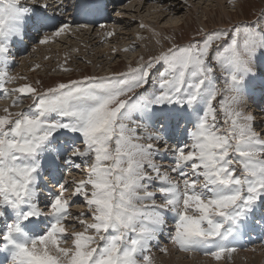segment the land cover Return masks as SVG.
I'll return each instance as SVG.
<instances>
[{"label":"snow or ice","instance_id":"6c2138e0","mask_svg":"<svg viewBox=\"0 0 264 264\" xmlns=\"http://www.w3.org/2000/svg\"><path fill=\"white\" fill-rule=\"evenodd\" d=\"M48 7L0 0V99H11L0 115V252L8 264H154L153 242L159 247L167 213L168 241L180 251L217 260L235 252L231 240L257 203L264 204V134L241 110L247 80L264 56V12L251 22L200 29L198 38L162 46L126 72L43 89L16 85L27 77L8 71V53L26 23L54 29L39 39L42 45L72 28L71 21L46 15ZM65 7L60 0L57 12ZM91 7L86 0L77 5L85 13ZM217 68L226 73L223 87ZM24 100L26 109L11 110ZM181 120L192 124L187 139L170 145L172 122ZM165 155L168 166L157 163ZM58 162L84 170L71 191L58 178ZM44 174L55 191L41 186ZM74 197L86 212H70Z\"/></svg>","mask_w":264,"mask_h":264},{"label":"rangeland","instance_id":"374dc122","mask_svg":"<svg viewBox=\"0 0 264 264\" xmlns=\"http://www.w3.org/2000/svg\"><path fill=\"white\" fill-rule=\"evenodd\" d=\"M108 1H116L117 2L119 0H108ZM219 1L221 2V6H217ZM83 2H85V1L84 0H64L65 5H67V6L65 7V13H63V15L69 16V12L71 9L72 14L74 16H77V14H78V12H80V10H77L78 8H76V7L78 4H81ZM100 2H102V0H89L87 3L92 6L91 9L93 11H96L99 8H101L103 10L101 12L102 15L99 14V16H101V19H103V18H105L104 14L106 13L108 15V16H106V20L104 19V21H102V23L101 22L97 23V20H95V22H88L87 21L88 23L75 22L74 26H76V27L72 26L74 29L71 28L69 33H73V30H76L77 32L79 30H82V29H86L87 31L89 30L92 34L91 35L89 34L88 38H89V40H91V42H93V40H95V38H97V36H98L96 32L104 31L106 28L110 27L108 30L106 29V31L102 32V33L104 34V37L106 38V37H109L107 35V33L113 31L114 34L112 35V37H113L112 42H108L107 44L105 43L102 45H97V44L103 43V41H100V39L98 38L97 40H95L96 42H99L97 44L90 46V44L86 43L88 45V47L85 50H78L77 58L75 59L76 63L79 65H82V66L78 67L77 65H75V68L72 69L71 65L73 64L74 60L72 59L70 61L68 60L69 62H64L65 58H66V55L64 53L63 54L57 53L55 55L49 54V53H47V55H46V53L45 54L40 53L39 57H38L39 52H37V50H32V48H34V46H36V44L39 45V39L41 37L39 35L42 34L43 29H41L40 30L41 32H39L41 34L37 33V34H35L36 36L35 35L33 36V33H32L30 37L35 38L34 39V45L29 44L26 46V44H25V48H24V46H22V48L18 52H16V54L14 56H9V61H12V62H10L12 64L8 67V71L14 76L27 77L26 81L25 80H18L16 82V85H19L22 83H32L34 86H37V87H40L41 89H43L44 87H47V86H54L58 82H67L69 79H80L84 75L107 76V75H112L114 73L126 72L130 66L135 67L137 64L141 63V60H140L141 56H143L145 59H147L150 54L158 53L162 46L168 47L173 42L177 43V44H184V43H187L192 37L198 38V32L200 29H203V30L205 29L204 31L207 32V31H210L213 29H221V28L230 27L231 25L236 24V23L241 22V21L251 22V21L256 20L261 15V13L264 12V0H231V2L228 0H226V1L225 0H186V2H185V0H174V1L152 0L150 2H149V0H147V2H145V0H121L119 3L117 2L116 5L114 3L107 2L108 4L104 3L101 6H100ZM159 2H161L162 4L160 5ZM39 4H41V3L39 2ZM46 4H47V1H46ZM71 4H73V5L71 6ZM164 4L165 5L168 4V5L165 6ZM98 5H99V7H98ZM163 5L165 6V9L170 10V11H165L164 14L159 13V11H163V10H161L164 7ZM192 6H195V7L192 8ZM221 7L225 8V12L227 11V14H229L231 16L230 19L227 18L226 16H224V14H223L224 12H223V9H221ZM204 9H205V12H204ZM195 10H196V12H195ZM162 14H163V16H161ZM167 14H168V16H166ZM63 15L60 14L59 17L61 19H62V17L64 19H66L67 17L63 16ZM80 15H82V14H80ZM83 16L87 19L89 16V12H88L87 16H85V15H83ZM160 16L165 18V19L164 20H161L162 18L159 19L158 17H160ZM92 18H95V17L92 16ZM172 19H173V21L179 22V25L174 26V27L171 26L170 29H168V30L163 29L165 32H162V28L164 27V25L167 22L169 23L170 21H172ZM129 20H130V24H131L130 28H126V26H123V24H125ZM146 21L149 24L145 23ZM202 23H205L207 28L202 27L201 26ZM141 24H144V25L147 24L150 26L153 25L156 28L157 27L159 28V29L157 28L158 32H159V36L156 38V40L157 39L160 40V44H157L158 48L154 47L153 50L148 51L146 45L152 39H150L149 36L146 34L145 27L142 28L140 26ZM81 25H86V26L81 27ZM101 25H103L104 27H101ZM98 27H100V28H98ZM31 28L32 27H29V29H31ZM46 32H49V30H47ZM115 32H117V38H115ZM132 32L136 33L140 38L138 37L135 40V38L130 35V33H132ZM69 35L70 34H61L60 37H58V39H60L62 42H65L66 40H68L67 36H69ZM78 35L81 36L80 33H78ZM38 36H39V38H38ZM84 37H86V36H84ZM165 38H167V39H165ZM101 39H103V37H101ZM22 41H26V39H23ZM83 41L86 42L87 40H85L83 38ZM125 41H127L126 45H124V46L120 45L122 42H124V44H125ZM82 45L83 44H81L80 47L84 46V45L83 46ZM133 46H135V51L131 50V48ZM123 47L128 48L129 51H124ZM45 48H47V46ZM118 48H119V50H118ZM25 49H26V51H25ZM33 52H34V54H32ZM135 53H138V55H139L137 59H132L131 57L125 56V55H132L133 56ZM20 55H22L24 57H26V56L29 57V63H27L28 61L25 62V64H28L29 66L24 64V67H22V65H21L22 62H21V64L18 63L16 56L19 59ZM48 58H50V59H48ZM31 61H32V63L30 64ZM100 61H103V62L98 63ZM58 62L61 63L60 66L72 69L73 72L71 70L69 72H64V71H62V68L58 69V70L53 69L52 66L59 64ZM13 64H15V65H13ZM30 65H32V66H30ZM36 65H39V67L38 68L35 67ZM68 65H69V67H68ZM19 67L23 68V69H21L19 71V69H20ZM25 67L26 68L29 67V69L28 68L26 69ZM76 67H78V69ZM12 71H13V73H12ZM254 72L256 73V75L247 80L248 92H247V94H245V97L247 96L245 101H248L249 104L251 102L258 104L257 98H258V95L260 93L259 89H262L264 87V74H262V73H264V56H258L257 57V61L254 65ZM101 74H104V75H101ZM157 74L158 73H156L154 70L152 76L156 77V76H158ZM216 76H217V83L221 87H223L224 78L226 76V73L222 72L219 68H217L216 69ZM153 78L151 77V79H153ZM37 81H40L39 85L36 84ZM150 83H151V81H150ZM16 85H8V87L11 88V87L16 86ZM255 85H257L256 86L257 89H255ZM138 91H141V90H138ZM261 92H262V94L264 93L263 90H261ZM1 100L2 99H0V101ZM3 100H5V99H3ZM10 101H11V99H10ZM29 103H30L29 100H24V102L20 106V108H18V109L12 108L11 110L13 112H15V111H19L21 108L26 109ZM0 104H2V103L0 102ZM3 108L4 107H2L0 109V115L4 114ZM257 108H259V107L258 106L253 107L255 112H257L256 111ZM241 110L244 111L245 114H250L252 116H255L254 115L255 113H253L252 111L248 112V106H247V103L245 104V102L242 104ZM246 110H247V112H246ZM260 111L259 112L261 114H263L260 116L263 117V119H264V107H261ZM259 112L256 113V116H259V114H260ZM133 118L136 119L137 117L134 116ZM254 121H256V123H257V124L254 123L255 130L258 133H259V131H263L262 134H264V120L261 121L260 118H258V119H255ZM141 131H143V130H141ZM69 135H72V134H69ZM142 142H147V141H142ZM160 147L162 150L163 146L160 145ZM167 158H169V157L164 156V160L162 161V163L159 160H157V163H161V164L164 163V164H167L165 166H168L171 163V160L168 161ZM77 162L79 163L80 161L77 160ZM65 166L69 167L67 165H65ZM61 169L63 171L66 170L63 167H61ZM69 174L71 176V179L69 180V186H70L69 191H71V181L79 180V179L83 178L84 170H83V168L80 170L76 169L75 171H72ZM42 179H43V181L42 180L41 181L47 185L48 189H51L53 191L56 190V188L51 187V186H54L55 184H53V181H51L52 179L50 178L49 175L45 174ZM48 183H50V184L48 185ZM41 186H43V183H41ZM73 200H74V203H73L71 210H70L73 215L87 211V208L84 205L82 198H80V197L79 198H73ZM159 202L160 201L157 200V203H159ZM263 212H264V204H262L261 202H258L256 209L253 211L252 214H250L248 220H246L244 222L246 230H245L244 235L239 240L240 246H238V248L240 247L239 248L240 250H238V248H236L237 247L236 246L235 247L236 251L233 252L234 255H232V253H231V255H232L231 258L230 257L229 258L224 257V258H221L220 260H212V262L214 261L213 263H215V264H226L229 262L231 263V260H235V257H233V256H236L237 254H240V253H246V252L249 253L250 251L252 253L251 255L246 254L244 257H242L244 259L242 261L244 264H245V261H246V264H248L250 261L256 260L259 256L260 257L263 256L264 255V249H261L262 251L257 250L258 248L260 250V242L259 241H257V242L250 241L252 244L250 242L244 243L248 240V238L251 239V235L253 236L254 234L255 235L257 234V235L253 239H261L262 236L264 237V219H263L264 213ZM166 216H169L171 218L170 219L168 218L169 220H167L168 221L167 226L165 227L164 231L160 235L159 247L156 246V242H153L151 254L154 258V264H155L156 258L167 259L168 257H170L167 252L165 253V252H161L159 250L160 247L170 248L172 246L171 243L169 244L167 242L168 240L166 238V237H168L169 230L172 227V223H173L172 214L167 213ZM72 230L73 229H71V227H69V232H71ZM76 230H82V229L77 228ZM260 236H261V238H260ZM164 238H166L165 239L166 241H164ZM242 240L243 241L245 240V241L243 242ZM63 246H66V245H63ZM173 248H175V246ZM252 249H253V251H252ZM175 250L178 253V249L175 248ZM255 250H257V251H255ZM186 253L189 254V252H185L184 256L187 255ZM190 254H192L193 257H200V258H205L208 256L204 253L197 254L194 252V254H193L191 252ZM263 258H264V256H263ZM232 263H233V261H232Z\"/></svg>","mask_w":264,"mask_h":264},{"label":"bare ground","instance_id":"6f19581e","mask_svg":"<svg viewBox=\"0 0 264 264\" xmlns=\"http://www.w3.org/2000/svg\"><path fill=\"white\" fill-rule=\"evenodd\" d=\"M46 1H47V4L49 5V7H48V9L46 10V15H48V16H55V18H56V20H57V16H58V14H59V12H56L57 11V5H59V3H60V0H22V3H24V4H26V5H28L30 8H33V9H36V10H39V11H43V9H41L40 8V5L42 4H46ZM121 0H119V1H117L118 3L120 2ZM150 1H152V0H149V2ZM169 1H174V0H169ZM226 1V0H225ZM228 1H230V0H228ZM39 2L41 3V4H39ZM117 2L116 1H110L109 3H114L115 5L117 4ZM145 2H147V0H145ZM148 2V3H149ZM101 4H100V6L102 5V4H104V3H102V2H100ZM165 3V2H164ZM167 3V2H166ZM67 4V3H66ZM70 4V3H69ZM139 4V3H138ZM159 4L161 5L162 3L161 2H159ZM56 5V6H55ZM73 4H71V6H72ZM159 5V6H160ZM165 5V4H164ZM163 5V6H164ZM166 5H168V4H166ZM165 5V6H166ZM67 6V5H66ZM144 6V5H143ZM165 6L161 9V10H163V11H159V13H163L164 14V12L165 11H170V10H167V9H165ZM217 6H221V2L219 1L218 2V5ZM98 7H99V5H98ZM158 7V6H157ZM195 6H192V8H194ZM77 8V7H76ZM75 9V8H74ZM206 9V8H205ZM205 9H204V12H205ZM221 9H223V14H224V16H226L227 18H231V16L229 15V14H227V11L225 12V8H223V7H221ZM78 10V9H77ZM91 11V10H90ZM90 11H89V14H92V15H102V9L100 8V10L98 11V12H95V13H90ZM173 11V10H172ZM77 12V11H76ZM157 12V11H156ZM195 12H196V10H195ZM104 13V12H103ZM81 14V11L80 12H78V14H77V18H75L74 19V22L73 23H75V22H82V23H88V22H95V20H96V18H92V16L91 15H89L88 16V18L86 19L83 15H80ZM163 14L161 15V16H163ZM206 14V13H205ZM105 15V20H106V16H108L106 13L104 14ZM63 16H66V15H63ZM158 17L159 19H161V20H164L165 18H163V17ZM166 16H168V14L166 15ZM67 18L65 19V20H69V21H72L73 20V14H72V10L70 9V12H69V16H66ZM104 17V16H103ZM108 18V17H107ZM113 18V17H112ZM115 18V17H114ZM158 19V20H159ZM58 20H62L61 18L60 19H58ZM88 21V22H87ZM119 22V21H118ZM145 23H147V24H149L147 21L145 22ZM145 25L146 27H145V29H146V34L149 36V38L150 39H152L147 45H146V47H147V49H148V51L150 50H153L154 49V47H157L158 48V46H157V43H156V38L159 36V35H156L157 33L159 34V32H158V29L155 27V26H153V25ZM130 20L129 21H127L125 24H123V26H126V28H130ZM179 25V22H177V21H173V19H172V21H170L169 23L167 22L165 25H164V27L162 28V32H165L164 30H168V29H170V27L171 26H178ZM201 26L202 27H204V28H207V26H206V24L205 23H202L201 24ZM29 27H34L33 26V24L29 21V22H27L26 23V25H25V34H24V36H23V39H26V41H22L23 39H19V38H14L13 39V41H12V43H11V45H10V50H9V53H8V56H14L15 54H16V52H18L21 48H22V46H24V48H25V44H26V46L27 45H29V44H32V45H34V39L35 38H31L30 37V33H35V32H37L38 34H41V33H39V32H41V31H37L36 30V28L34 27L33 29L31 28V29H29ZM75 27V26H74ZM79 27V26H78ZM48 30H50V31H52V30H54L53 28H50V27H46ZM73 28V27H72ZM98 28H100V27H98ZM110 27H108V28H106L107 30L109 29ZM125 28V27H124ZM74 29V28H73ZM106 29L104 30V31H98V32H96L97 33V38H95V40H97L98 38L100 39V41H103V43H100V44H97V43H99V42H96L95 40H93V42H91V40H89V38H88V35L90 34H92L89 30L87 31L86 29H82V30H79L78 32L76 31V30H73V33H69V32H67V33H64V34H70L69 36H67L68 37V40H66L65 42H62L60 39H58V37H55V38H53L52 40H51V42L50 43H48V44H40L39 43V45H37L36 44V46H34V48H32V50H37V52H39L38 53V57H39V54L40 53H42V54H45L46 53V55H47V53H49V54H57V53H59V54H65L66 55V58H65V61L64 62H69L70 60H74V62H73V64L71 65V67H72V69H74L75 68V65H77L78 67L79 66H82V65H79V64H77L76 63V61H75V59L77 58V52H78V50H85L87 47H88V45L87 44H90V46L91 45H94V44H97V45H102V44H107L108 42H112L113 41V37L112 36H109V37H104V34L102 33V32H105L106 31ZM164 29V30H163ZM205 30V29H204ZM47 30H45V32H44V35H49V36H51V32H46ZM111 32H113V31H111ZM36 33V34H37ZM78 33H80L81 34V36H79L78 35ZM122 34V33H121ZM35 34H33V36H34ZM43 35V36H44ZM130 35L132 36V37H134L135 38V40L139 37L136 33H130ZM36 36V35H35ZM40 36V35H39ZM39 36H38V38H39ZM84 36H86V37H84ZM60 37V36H59ZM101 37H103V39H101ZM161 37V36H160ZM83 38L85 39V40H87L86 42L85 41H83ZM93 38V37H92ZM115 38H117V32H115ZM114 38V39H115ZM140 38V37H139ZM123 39V38H122ZM130 41V40H129ZM79 42V43H78ZM126 42L127 41H125V44H124V42H122L120 45H122V46H124V45H126ZM28 43V44H27ZM37 43V42H36ZM85 43V44H84ZM87 43V44H86ZM81 44H83L82 46L83 47H80V45ZM47 46V48H45ZM108 46V45H107ZM124 49L126 48V47H123ZM40 49V50H39ZM115 49V48H114ZM123 49V50H124ZM118 50H119V48H118ZM25 51H26V49H25ZM155 51V50H154ZM32 52V51H31ZM91 52V51H90ZM28 53V52H27ZM36 53V52H35ZM140 53V52H139ZM32 54H34V52L32 53ZM37 55V54H36ZM32 56V55H31ZM45 56V55H44ZM63 56V55H62ZM125 56H127V57H131L132 59H137L138 58V53H135L133 56L132 55H125ZM28 56H26V57H24V56H22V55H20V58L18 59L17 58V56H16V59L18 60V63H20L21 64V62H22V67H24V64H25V62H27V63H29V57L27 58ZM36 59V58H35ZM38 59V58H37ZM48 59H50V58H48ZM43 60V59H42ZM69 60V61H68ZM104 61V60H103ZM103 61H100V62H98V63H102ZM10 62H12V61H9V63H8V67L12 64V63H10ZM16 62V61H15ZM37 62V61H36ZM44 62V61H43ZM47 62V61H46ZM118 62V61H117ZM32 63V61L30 62V64ZM45 63V62H44ZM59 63V62H58ZM107 63V62H106ZM13 65H15V64H13ZM20 65V66H21ZM25 65H28V64H25ZM61 65V63H59V64H56L55 66H52V68L53 69H56V70H58V69H61L62 68V66H60ZM29 66V65H28ZM30 66H32V65H30ZM13 67V66H12ZM68 67H69V65H68ZM78 67H76L77 69H78ZM262 67V66H261ZM20 68V67H19ZM26 68V67H25ZM28 69H29V67H27ZM26 68V69H27ZM21 69H23V68H20L19 69V71L21 70ZM72 69H70L72 72H73V70ZM161 70V69H160ZM163 71V70H162ZM12 73H13V71H12ZM71 73V72H70ZM101 75H104V74H101ZM158 75V74H157ZM95 76H97V75H95ZM154 76H152V78H153ZM151 81V83L149 84V86H148V88H149V90L151 91L155 86H156V81H157V76L156 77H154L153 79H151L150 80ZM223 84V83H222ZM255 84V83H254ZM257 84V83H256ZM257 85H255V89H257V87H256ZM11 87V86H10ZM261 90H263L264 91V87L262 88V89H259V92L261 93H259V95H258V98H257V103L258 104H256V103H253V102H251L250 104H249V102L248 101H245L246 100V98H247V96L245 97V94H247V92H248V87H246V90H245V94H244V96H243V103L245 102V104L247 103V106H248V112L249 111H252L253 113H255L254 115V118L255 119H258V118H260V120L262 121V120H264L263 119V117H261L260 115H263V114H261L260 112V108L261 107H264V93L262 94V92H261ZM250 100V99H249ZM2 104H0V107L2 108V107H6V106H10V104H11V101H10V99H7V100H1L0 101ZM27 103V102H26ZM242 103V104H243ZM242 104H241V108H242ZM254 106H258L259 108H257V112H259L260 114H259V116H256V113L257 112H255L254 111V109H253V107ZM0 108V109H1ZM20 108V107H19ZM18 109V108H17ZM252 109V110H251ZM21 110V109H20ZM262 110V109H261ZM246 112H247V110H246ZM258 115V114H257ZM254 119V120H255ZM254 123L255 124H257L256 123V121H254ZM131 126V125H130ZM256 126V125H255ZM191 127H192V124L191 123H188L186 120H181L180 122H179V124L177 125L176 124V122L175 121H173L172 122V125H171V129H170V132H171V138L168 140V143L170 144V145H175L176 143H178L179 141H182V140H186L187 139V135H186V129H191ZM142 132V131H141ZM259 133H263V131H259ZM64 143V142H63ZM63 143H61V144H63ZM79 143V142H78ZM162 146H163V144H161ZM161 152H163V149L161 150ZM167 155H165V157H166ZM168 157V156H167ZM157 160H159L161 163H162V161L164 160V158L163 159H160V157H158L157 158ZM167 160L168 161H170V158H167ZM58 163H60L61 164V167H63V168H65L66 170H61L59 173H58V178L59 179H61V182H63V180H67V181H69L70 179H71V176H70V172H71V167H66L62 162H58ZM163 165L165 166V165H167V164H164L163 163ZM64 174V177H62L61 176V174ZM45 175V174H44ZM43 175V176H44ZM43 178V177H42ZM45 179V178H44ZM42 181H43V179H42ZM41 181V183H43V185H46L44 182H42ZM51 181H53V180H51ZM50 183H48V185H49ZM53 184H55V181H53ZM52 184V185H53ZM51 187H54V186H51ZM48 189V188H47ZM47 189L45 190V192H44V195H47ZM75 211V210H74ZM71 212V211H70ZM72 213V212H71ZM75 213V212H74ZM264 213V212H263ZM171 218V217H169V216H166V219L167 220H169V219ZM264 219V218H263ZM248 220V219H247ZM261 221V220H260ZM262 222V221H261ZM3 226V224H2V222H0V227H2ZM259 227V226H258ZM246 227H245V224L243 223V225H242V227H241V231H240V234L234 239V240H231V246H233V247H236V248H238V246H240V238L244 235V233H245V229ZM254 228V227H253ZM258 232V231H257ZM262 234V233H261ZM163 235V234H162ZM248 235V234H247ZM257 235V234H256ZM255 234L252 236L251 235V239L250 238H248V240L246 241V242H244L243 240V242L244 243H247V242H250V241H254V242H257V241H259L260 242V250H259V248L257 249L258 251H262L261 249H264V237L262 236V238H261V236H260V238L261 239H253V238H255V236H256ZM162 237V236H161ZM167 238V240H168V237H166ZM166 238H164V241H166L165 239ZM167 242H169V241H167ZM251 243V242H250ZM252 244V243H251ZM67 246V245H66ZM174 247V245H172L170 248H167L168 249V251H167V253L169 254V256L170 257H168L167 259H163V258H156L155 259V264H215V263H213L212 262V260H217V259H215L214 257H212L211 255H208L207 257H205V258H200V257H193V255L192 254H190L191 252L194 254V252L195 253H197V254H200V253H204L203 251H191V252H189V254L188 253H186L187 255L186 256H184V254H185V251H180L176 246H175V248H177L178 249V253H177V251L175 250V248H173ZM245 247V246H244ZM156 248V247H155ZM240 248V247H239ZM238 248V250H240ZM257 250H255V251H257ZM252 251H253V249H252ZM243 252V251H242ZM255 253V252H254ZM237 254V253H236ZM246 254H252L251 253V251L248 253V252H246V253H240V254H237L236 256H233V257H235V260H231V263L229 262V263H226V264H244L242 261L244 260L242 257H244ZM232 255H234L233 253H232ZM232 255L231 254H228V253H225L223 256H222V258H224V257H232ZM264 256V255H263ZM263 256H259L256 260H254V261H250L248 264H264V258H263ZM185 259V260H184ZM220 260V259H219ZM253 260V259H252ZM232 261H233V263H232ZM0 264H8V260H7V253H5V252H0ZM245 264H246V261H245Z\"/></svg>","mask_w":264,"mask_h":264}]
</instances>
